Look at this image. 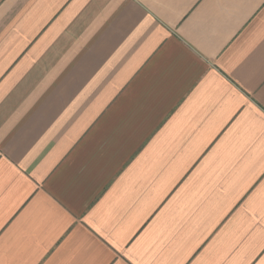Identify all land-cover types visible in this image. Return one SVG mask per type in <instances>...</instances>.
I'll return each instance as SVG.
<instances>
[{
    "label": "crops",
    "instance_id": "crops-1",
    "mask_svg": "<svg viewBox=\"0 0 264 264\" xmlns=\"http://www.w3.org/2000/svg\"><path fill=\"white\" fill-rule=\"evenodd\" d=\"M0 264H264V0H0Z\"/></svg>",
    "mask_w": 264,
    "mask_h": 264
}]
</instances>
